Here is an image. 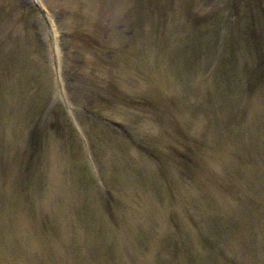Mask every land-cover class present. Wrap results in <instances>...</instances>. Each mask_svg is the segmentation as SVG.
Wrapping results in <instances>:
<instances>
[{
	"label": "rangeland",
	"instance_id": "rangeland-1",
	"mask_svg": "<svg viewBox=\"0 0 264 264\" xmlns=\"http://www.w3.org/2000/svg\"><path fill=\"white\" fill-rule=\"evenodd\" d=\"M42 2L57 57L0 0V264H264V0Z\"/></svg>",
	"mask_w": 264,
	"mask_h": 264
},
{
	"label": "bare ground",
	"instance_id": "bare-ground-1",
	"mask_svg": "<svg viewBox=\"0 0 264 264\" xmlns=\"http://www.w3.org/2000/svg\"><path fill=\"white\" fill-rule=\"evenodd\" d=\"M42 4H43V2H42ZM44 5V4H43ZM38 18H39V20H40V22H42V19H40V17L38 16ZM49 18H50V16H49ZM51 22H52V20H51ZM52 26H53V23H52ZM53 28H54V34H55V42H54V44H55V46H56V50H55V57H57V55H58V51H59V49H58V47H57V31L55 30V27L53 26ZM44 31H45V35H46V27L44 26ZM45 38H46V42H47V44H48V40H47V37L45 36ZM49 45V44H48ZM50 186V188L52 187V185H49Z\"/></svg>",
	"mask_w": 264,
	"mask_h": 264
}]
</instances>
